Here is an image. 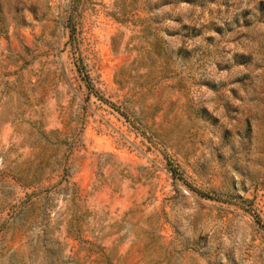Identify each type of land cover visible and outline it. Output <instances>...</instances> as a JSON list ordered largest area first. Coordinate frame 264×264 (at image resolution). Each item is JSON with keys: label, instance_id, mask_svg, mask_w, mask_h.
<instances>
[{"label": "rangeland", "instance_id": "rangeland-1", "mask_svg": "<svg viewBox=\"0 0 264 264\" xmlns=\"http://www.w3.org/2000/svg\"><path fill=\"white\" fill-rule=\"evenodd\" d=\"M263 35L264 0H0V264H264Z\"/></svg>", "mask_w": 264, "mask_h": 264}, {"label": "trees", "instance_id": "trees-1", "mask_svg": "<svg viewBox=\"0 0 264 264\" xmlns=\"http://www.w3.org/2000/svg\"><path fill=\"white\" fill-rule=\"evenodd\" d=\"M165 4V2H164ZM147 11H149V8L147 9ZM73 17L72 15H69V21H72ZM150 20H153L152 17L150 16H145L143 19H142V30L143 31H147L150 29ZM69 37L71 39V41H73L75 39V27L74 26H71L70 28V33H69ZM254 39V38H253ZM148 44V53L149 54H152V55H155L158 57V55L156 54V51H155V41L154 40H150L147 42ZM255 53V61L258 62V65H257V68H259L261 71L258 73L257 76H259V79L261 81V86L263 87V95H264V35L261 39L257 40V44L255 46V48L251 51V53H249L248 55H244V54H240L239 57H240V62L239 64H245L247 65L250 60L253 59V54ZM95 96H98V94H96L95 92ZM264 101V98L261 100H258V102H262ZM18 180V178H17ZM79 233H80V229H79ZM88 244H92V243H88ZM104 254L101 253V256H103Z\"/></svg>", "mask_w": 264, "mask_h": 264}]
</instances>
